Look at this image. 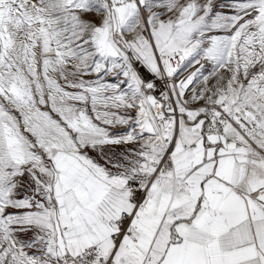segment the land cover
<instances>
[{
  "label": "snow or ice",
  "instance_id": "snow-or-ice-1",
  "mask_svg": "<svg viewBox=\"0 0 264 264\" xmlns=\"http://www.w3.org/2000/svg\"><path fill=\"white\" fill-rule=\"evenodd\" d=\"M0 264H264V0H0Z\"/></svg>",
  "mask_w": 264,
  "mask_h": 264
}]
</instances>
